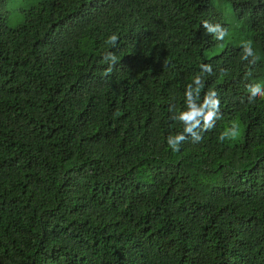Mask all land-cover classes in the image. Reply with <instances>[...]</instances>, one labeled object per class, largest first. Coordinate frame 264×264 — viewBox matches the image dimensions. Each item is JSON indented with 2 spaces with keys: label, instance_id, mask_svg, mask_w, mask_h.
Instances as JSON below:
<instances>
[{
  "label": "trees",
  "instance_id": "16d2710c",
  "mask_svg": "<svg viewBox=\"0 0 264 264\" xmlns=\"http://www.w3.org/2000/svg\"><path fill=\"white\" fill-rule=\"evenodd\" d=\"M3 3L0 264H264V0ZM198 76L220 119L173 152Z\"/></svg>",
  "mask_w": 264,
  "mask_h": 264
},
{
  "label": "clouds",
  "instance_id": "9594fccd",
  "mask_svg": "<svg viewBox=\"0 0 264 264\" xmlns=\"http://www.w3.org/2000/svg\"><path fill=\"white\" fill-rule=\"evenodd\" d=\"M203 27L208 33L213 34L218 40H223L227 35V29L220 24L213 25L208 21H204ZM118 39L119 38L116 34H112L108 37L106 43L114 46ZM244 52L245 56L243 58L245 60H247L248 57L253 56L250 41L244 46ZM104 59L111 62L109 68L105 71V75H108L112 70V66L116 63V56L114 53L109 52L105 55ZM254 62L255 61H253V63ZM200 67L202 72L209 74L212 73L211 65L202 64ZM194 83L197 85L195 89V96H193L194 91L192 85H189L185 92L187 111H182L177 116L172 117V119L178 120L184 125L183 133L177 134L174 137L169 136L167 138V144L173 152H178L180 150L179 145L189 136H191L194 143L200 142L202 137L197 130H210L215 126L216 120L220 119V100L217 98V93L210 91L205 95L204 102L199 104V107H197L196 101L199 98V91L200 88L203 87V84L199 76L195 78ZM248 91L250 92V100L256 97L264 98V88H262L259 84L249 85ZM238 136L239 132L237 126L233 125L226 133H222L219 139L221 141H223L226 137L237 139Z\"/></svg>",
  "mask_w": 264,
  "mask_h": 264
},
{
  "label": "rangeland",
  "instance_id": "374dc122",
  "mask_svg": "<svg viewBox=\"0 0 264 264\" xmlns=\"http://www.w3.org/2000/svg\"><path fill=\"white\" fill-rule=\"evenodd\" d=\"M38 1L40 0H4L2 9L6 15L9 29H13V27L21 23L22 13Z\"/></svg>",
  "mask_w": 264,
  "mask_h": 264
}]
</instances>
